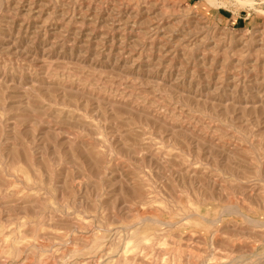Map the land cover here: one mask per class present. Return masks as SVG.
Wrapping results in <instances>:
<instances>
[{
  "label": "rangeland",
  "instance_id": "obj_1",
  "mask_svg": "<svg viewBox=\"0 0 264 264\" xmlns=\"http://www.w3.org/2000/svg\"><path fill=\"white\" fill-rule=\"evenodd\" d=\"M215 1L0 0V264H264V0Z\"/></svg>",
  "mask_w": 264,
  "mask_h": 264
},
{
  "label": "bare ground",
  "instance_id": "obj_2",
  "mask_svg": "<svg viewBox=\"0 0 264 264\" xmlns=\"http://www.w3.org/2000/svg\"><path fill=\"white\" fill-rule=\"evenodd\" d=\"M205 1H207V2H210V3H212V4H214V3H216V1L215 0H205ZM238 1V4H240V6H245V5H247V4H252L253 2H254V0H237ZM193 211V210H192ZM146 219V218H145ZM149 219V218H148ZM150 220V219H149ZM159 222V221H158ZM171 224H173V223H171ZM174 225V224H173ZM131 229V228H130ZM140 236V235H139ZM139 236H138V238L136 237L134 240L132 239V242H134L135 240H137V239H140L139 238ZM148 239V238H147ZM136 242H139V240L138 241H136ZM143 242V241H142ZM133 244V243H132ZM143 244V243H142ZM134 245V244H133ZM133 247V246H132Z\"/></svg>",
  "mask_w": 264,
  "mask_h": 264
}]
</instances>
